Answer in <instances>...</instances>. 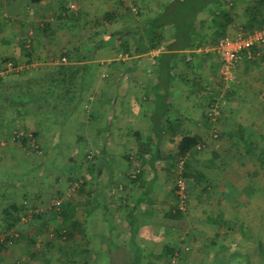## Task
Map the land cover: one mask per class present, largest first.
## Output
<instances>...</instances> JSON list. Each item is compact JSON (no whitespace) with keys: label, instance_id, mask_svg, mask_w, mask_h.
Wrapping results in <instances>:
<instances>
[{"label":"crops","instance_id":"0c3cea01","mask_svg":"<svg viewBox=\"0 0 264 264\" xmlns=\"http://www.w3.org/2000/svg\"><path fill=\"white\" fill-rule=\"evenodd\" d=\"M123 1L128 7L124 15L115 0H0V76L8 84L50 75L59 63L55 57L60 50L69 52V62L83 63L78 51L103 43L86 62L85 74L79 72L82 77L77 75L70 87L71 100L63 107L68 114L61 122L33 109L0 117V206L7 198L8 204L16 203L31 213L52 192L64 196L67 186L76 183L75 218L81 228L77 246L74 249L62 239L55 240L51 225L43 229V217L34 221L29 215L31 227L16 224L19 233L9 232L16 239L0 251V264H129L133 230L135 243L145 255L142 263L164 264L148 255H158L166 242L180 248L182 239L194 236L188 226L183 228V214L176 219L164 215L176 204L172 192L175 173L170 174L169 164L156 154L155 144L160 143L163 155H172L169 137L173 133L197 135L204 144L191 159L192 168L202 178L199 183L189 179L200 203L219 215L223 207H238L243 202V187L232 176L236 168L230 172L227 167L232 160L239 163L238 156H249L255 139L245 130L242 134L236 131L238 125L243 126L232 117L238 109L227 108L225 102L238 96V82L252 83L256 87L252 96L264 90L261 74L262 84L249 80L250 67L259 62L242 53L233 78L223 81L213 49L219 39L214 15L220 5L214 1L205 6L201 0ZM106 12L115 16L104 20ZM235 13L225 27L226 36L244 34L241 12ZM68 14L77 16L74 26H66ZM161 14L167 24L161 28L158 47L149 48L145 30ZM126 28L140 30L144 52L137 53L133 36L126 37L131 51H136L131 55L121 52L119 40H105ZM259 50L256 55L264 61V45ZM10 60L16 65L13 69L8 67ZM218 103L227 108L221 137L228 143L208 150L206 140L214 120H206L205 115L212 105L218 108ZM19 126L36 133L38 150L25 151L9 142ZM4 141L10 144L4 146ZM243 141L251 144L240 151L238 142ZM89 155L94 158L91 169L87 167ZM5 159L15 161L5 168ZM196 201L191 199L188 206L194 207ZM215 215H207L206 221L222 223ZM240 216L244 222L245 216Z\"/></svg>","mask_w":264,"mask_h":264},{"label":"trees","instance_id":"16d2710c","mask_svg":"<svg viewBox=\"0 0 264 264\" xmlns=\"http://www.w3.org/2000/svg\"><path fill=\"white\" fill-rule=\"evenodd\" d=\"M213 1L218 5L220 4L217 9V14L214 15V17L218 20L217 28L219 39L226 36L225 27L233 21L234 15H237V13H235L236 10L241 12L242 21L240 26L244 34H247L255 29H264V0H243L242 3H238L237 0H201V3L204 4L202 6H205L208 5L209 2ZM115 4V6H117L116 8L119 9V12H121L122 15L128 11V7L123 0H115ZM164 14H161L159 17L148 22L150 24L145 30V34L147 36V40L151 43L148 46L149 48H157L158 43L156 44V42L162 38L161 28L167 24ZM114 16V13L106 12L103 19L111 20ZM65 19L67 27L70 25L74 26L77 21V16L74 14H68ZM88 24H91V21H89ZM127 36H133L136 39L138 43L137 53H141L146 50V47L140 44V40L143 38V34L140 30L131 31L130 28H126V30L121 29L108 35L105 40L112 42L114 39H117L119 40V46L123 54H135L136 51H131V47L126 40ZM102 44L103 43L98 42L94 46H86L80 49L78 53L79 55L81 53L80 59L83 60V63L69 62L71 59L69 52L60 50L55 57L56 60H59V63H57L55 70L50 75L27 78L22 82H16L13 84H8L0 76V117L12 114L18 115L21 109L25 111L33 109L36 112L46 114L54 119L58 118V121L61 122L68 114L67 110L63 109V107L71 100L70 87L75 84L79 72L85 74L84 72L88 69L86 62L93 55V53L102 46ZM259 49L260 47H252L251 51L253 56L260 51ZM28 51L26 50L27 53H29ZM63 59L67 62L62 63ZM75 59H77V57ZM9 62L13 67H15L14 61L10 60ZM79 76L82 77V74ZM210 118L211 117L209 115H205L206 120H210ZM16 130L23 131L24 135L20 138H14V132ZM15 131L13 132V138L20 144V146L27 148L31 146L33 150H38L35 132L22 127L15 129ZM236 131L242 134L244 132V127L242 125H238L236 127ZM221 135H223V133L220 134L219 137H221ZM31 139H33V142L30 141ZM169 142L174 146V152L172 155H163V153L159 150L158 144L160 143L155 144V151L156 154L158 153L160 155L161 159L169 164L171 169L169 170L171 171L170 174H174L176 172V165L178 162L182 161L183 166L181 176L184 181H187L190 177H192L194 183H199L202 178V173L197 169L192 168L191 159H193L194 156L200 153L203 149L204 144L200 137L197 135L173 133L169 137ZM241 143L242 146H250L251 144L246 141ZM197 145H201V148L196 149ZM247 150H249V148H247ZM87 160V167L88 169H91L94 160L93 156L89 155ZM74 180L76 181L75 178ZM81 186H83V183L80 184V187ZM193 186L194 184L192 183L191 188H194ZM187 191L188 189L186 187V192ZM172 192L174 194L176 204L166 211L164 215L172 219L181 218L182 210L177 207L178 198L175 186L173 187ZM55 197H59V195H55ZM77 209V201L68 196L63 199L58 208H52L50 210L44 209V211L42 210L40 213L37 211H31L30 215L34 221L41 220L40 217H43V219H45L42 223L43 229H46V226L51 225L54 236L53 238L55 240L62 239L68 246L75 249L77 246L76 234L81 229L80 223L75 218ZM23 210L24 207L17 205L16 203H11L2 210L0 233H3V237L0 236V251L9 241L16 239V237L9 232L15 228L21 216L27 215V213ZM130 216L129 221L131 223L133 217L132 215ZM133 231L129 239V245L133 250V259L129 264H143L142 260L145 258V255L141 254L140 249L136 245L134 240L135 231ZM181 244H183V241ZM182 247L174 248V246L170 245L169 242H166L162 245L161 252L158 255L149 254L148 256L154 260L163 261L164 264H171L176 262L178 258L182 257V253L184 252ZM146 264L152 263L148 262Z\"/></svg>","mask_w":264,"mask_h":264},{"label":"rangeland","instance_id":"374dc122","mask_svg":"<svg viewBox=\"0 0 264 264\" xmlns=\"http://www.w3.org/2000/svg\"><path fill=\"white\" fill-rule=\"evenodd\" d=\"M255 56L256 60L254 59ZM255 56L250 59L254 60V62L257 61L256 63L259 62L258 66L260 65V67H250L252 74L249 80L262 84L259 74L264 77V61L261 60L260 54ZM13 68V66L9 67V69ZM238 80L241 79L238 78ZM235 86L241 88L238 96L236 98H232V96L229 97L230 99L228 102H225V105L227 108L236 106L238 110H236L237 112L232 117L236 118L235 121L241 122L246 133L252 134L255 139V142L252 143V147L254 148L250 152V155L238 156V161L243 164L238 166L240 162L237 163V161L232 160V164L227 167L230 169V172L231 169L236 168V173H233L232 176L235 181L238 180L239 186L243 187L240 189L242 190L241 192L245 194L244 199H240V202H243L238 205V207H229L228 209L223 207L219 210L220 213L218 215L216 211L210 210L209 207L200 203L198 198H195V192L192 191L190 180L185 181L188 189L186 192L187 203L185 209L182 210V214L186 217V225L182 227L185 229L188 226L187 228L193 231L194 236L190 239L186 237L182 239L184 241L183 244H180V247L183 246L182 249H184L182 257L171 264H264V136L262 135L264 134V90H260L258 93L255 90L256 95L252 96L250 94L251 91L256 89V87H253L252 83L246 85V83L242 84L238 82ZM243 88H245V90H242ZM250 97H252L253 100ZM217 106L218 114L213 121V125L210 126V130L208 131L209 137H207L206 140L208 145L206 149L208 150L212 149L213 146V149H215L216 145L218 149H220L223 144L225 145L228 143L227 139L223 138V136L219 137L223 131L224 125L222 119L225 117L227 108L223 109L220 103H218ZM215 134L217 137L214 136ZM258 135H260V137ZM11 137L12 138H9L11 144H13L12 142L19 144L13 138V131L11 132ZM9 142L4 141V146L10 144ZM241 144L242 143H238L240 151H242ZM20 147L23 150L35 151L31 146L28 148L23 146ZM13 161L15 160L5 159L4 165L2 166L6 168V166L12 165L14 163ZM249 183L250 186H248ZM76 185V183L68 185L64 196H70L76 201L79 194ZM55 195L56 194L52 192L45 204L43 206L38 205L33 212H35V210L39 213L42 212V210L44 211V207L48 201L54 198ZM191 199H193V201L197 200L196 203H194V207L188 206ZM9 201L10 199L6 198L4 200L5 205H1L0 209L9 205ZM206 211H209V213H206ZM27 214L28 215H26L22 221L19 220V223H17V225L19 224L18 226L23 225L26 228L31 227V216H29V212H27ZM240 214L245 216L246 219L243 218L245 220L244 222L241 220ZM207 215H215L217 220H219V218L222 220V223L218 222L216 225L215 222L206 221L205 218ZM18 226L13 229L17 233H19ZM199 229L204 231L205 237L201 235ZM222 232L226 233V235L221 236ZM52 262L54 263L56 260L53 258Z\"/></svg>","mask_w":264,"mask_h":264},{"label":"built area","instance_id":"2783aa9c","mask_svg":"<svg viewBox=\"0 0 264 264\" xmlns=\"http://www.w3.org/2000/svg\"><path fill=\"white\" fill-rule=\"evenodd\" d=\"M264 45V29H255L247 34H239L236 36H223L216 44L213 46V49L218 57L220 63V76L223 81H229L233 78V71L236 67L237 62L242 56V53H245L248 59L253 57L251 51L252 47H260ZM8 67H12V64L9 62ZM218 114L217 107L212 105L208 109V115L212 120H215L216 115ZM24 135L23 131L16 130L14 132V138H20ZM216 135V134H215ZM214 135V136H215ZM30 137L29 135H27ZM33 142V139L30 140ZM201 145H197L196 149H200ZM182 161L178 162L176 165V174L174 179V186L176 188L177 194V207L180 210L185 209L186 203V184L181 176L182 171ZM65 196L54 197L48 201L45 210H50L52 208H58ZM24 218H22L23 220Z\"/></svg>","mask_w":264,"mask_h":264}]
</instances>
